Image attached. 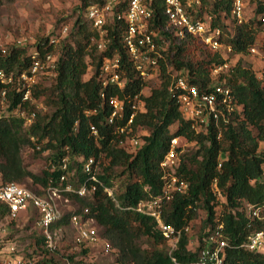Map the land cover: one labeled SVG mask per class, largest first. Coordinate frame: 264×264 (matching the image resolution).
Wrapping results in <instances>:
<instances>
[{
  "label": "trees",
  "instance_id": "trees-1",
  "mask_svg": "<svg viewBox=\"0 0 264 264\" xmlns=\"http://www.w3.org/2000/svg\"><path fill=\"white\" fill-rule=\"evenodd\" d=\"M92 1L82 0V9L70 26L60 25L67 26L60 43L39 37L30 50L13 43L0 46V180L22 185L29 178L40 186L41 190H34L39 193L49 183L58 185L62 173L63 184H84L83 196L63 193L81 208L63 213L51 231L69 224L72 214H83L93 219L109 244L132 264H194L200 250L213 243L208 237L219 224L225 240L221 264H264L263 251L243 246L249 234L264 229V221L246 214L249 205L255 206L264 198V149L260 148L264 144V64L259 75L241 60L229 74L213 73L227 63L225 52L243 55L264 38V0H251L255 18L240 23L231 16L232 0L209 1L206 10L213 17L211 24L221 28L217 39L225 45L223 49H212L193 35L177 38L164 28L166 18L156 10L150 29L157 31V51L149 53L155 67L147 63L145 75L123 45V22L108 25L110 41L105 49H97L95 29L82 16ZM33 51L42 60L46 53L54 56L47 86L37 80L27 88L20 79L32 64ZM113 56L123 84L103 88L99 71L103 60ZM152 72L158 81L145 94L143 88ZM180 75L200 92L216 94V117L209 115L206 124L196 125L182 115V90L175 85V77ZM216 86L227 89L229 95L215 91ZM26 90L29 98L23 97ZM46 95L45 104L52 106L48 112L38 106ZM111 97L123 102V111L110 122ZM137 129L143 133L136 134ZM132 138L139 143L129 152L122 143ZM173 138L193 143L195 149L184 151L179 144L174 145L175 163L163 169L161 162L172 148ZM44 140L43 148L51 149L50 168L36 175L23 164L21 150L26 146L39 148L35 143ZM91 157L93 162L85 170L83 165ZM116 168H121V176L128 181L114 190ZM167 172L186 184L171 190L168 200L164 195ZM155 200L160 207L152 209L159 210L162 222L173 227L171 237H166L155 218L145 212L147 204ZM199 211L204 216L190 248L186 232ZM7 215V206L0 202V217ZM140 236L156 246L142 250L135 243ZM173 236H177L174 247ZM35 244L47 250L41 233ZM69 259L71 264H93L72 256ZM30 264L59 263L42 257Z\"/></svg>",
  "mask_w": 264,
  "mask_h": 264
},
{
  "label": "built area",
  "instance_id": "built-area-1",
  "mask_svg": "<svg viewBox=\"0 0 264 264\" xmlns=\"http://www.w3.org/2000/svg\"><path fill=\"white\" fill-rule=\"evenodd\" d=\"M210 0H93L86 4L82 10V16L88 19L92 27L95 29V45L99 51L106 48L110 41L108 35V25L113 22H123L125 28L121 32V40L126 48L127 53L135 62L137 69L141 70L143 75L146 64L155 67V60L149 57V53L156 50L154 37L157 31L150 29V24L154 19L156 10L159 11L165 18L166 24L164 28L168 29L177 38H182L186 35L198 37L202 42L212 49H223L225 45L218 41V36L221 33V28L218 24L212 25V15L206 10V5ZM159 8V10L157 9ZM230 13L236 23H240L244 18V0H232ZM64 35L67 32V26L61 28ZM16 45V44H15ZM254 46L249 49L253 51ZM32 64L27 72L20 74L23 86L29 88L38 78L39 70L46 67L50 71L53 67L54 56L45 54L42 60L38 52L33 51L31 54ZM225 65V64H224ZM223 65V66H224ZM221 66V67H223ZM218 67L214 71L220 69ZM0 76L3 72L0 70ZM9 79L11 77H8ZM98 78L102 79L103 88L109 86L121 87L123 82L119 78L118 60L116 56L105 58L103 60ZM175 85L182 90L179 96V109L185 117L191 118L196 125L206 124L209 115H215V97L214 92H200L194 84H189L186 78L182 75L175 77ZM215 91L228 96V90L220 86H216ZM104 93L101 92L103 97ZM24 98H29V92L26 90L23 94ZM108 104L112 108L111 115L108 121H112L114 116H121L123 111V102L116 97H111ZM94 133L96 130L91 127ZM178 138L171 140L172 148L164 156L161 162L163 169L172 168L175 163L176 153L173 146L176 145ZM131 142L137 146L139 140L132 138ZM38 148V146H37ZM92 157L87 159L83 168L89 170ZM62 168H66V162L61 164ZM93 177V176H92ZM94 178V177H93ZM164 178L169 179L166 184L164 195L166 200L171 196V190L184 188L186 184L182 180H178L172 172H167ZM65 179L64 174L59 175L58 185L49 183L42 193L36 192L16 182H2L0 180V202L4 203L8 208V218H15L19 213L26 212L29 206L36 209L38 214L36 223L40 233L44 236L45 247L52 251L54 246V231H51V225L61 218L63 212L57 205V199L64 192L75 193L83 196L86 193L84 184L79 187H74L69 183L63 184ZM178 183V184H177ZM160 207L158 200L147 204V211L153 216L166 237L174 235V229L171 225L165 224L160 218V211L152 209ZM138 210L142 211L140 207ZM87 209H84L86 212ZM246 214L251 219L264 221V198L253 206L249 205L246 209ZM70 223L75 228L74 241L76 244H91L98 239V232L95 226L89 222H94L92 218H88L83 214H72L69 218ZM216 226L209 235V242H213L210 247H204L200 250L198 259L194 264H221V249L225 245V240L221 239L220 231ZM177 236H173L172 247L175 245ZM105 249L110 248L109 242H104ZM243 246L249 249H259L264 252V229H259L248 235ZM1 253H5L4 261L8 264H30L33 259L26 258L22 254H18L13 243H6L1 247ZM65 264H70L66 262Z\"/></svg>",
  "mask_w": 264,
  "mask_h": 264
},
{
  "label": "rangeland",
  "instance_id": "rangeland-1",
  "mask_svg": "<svg viewBox=\"0 0 264 264\" xmlns=\"http://www.w3.org/2000/svg\"><path fill=\"white\" fill-rule=\"evenodd\" d=\"M82 0H0V46L13 43L16 45L25 46L27 50L33 48V44L37 38L49 37L56 43L62 40L64 36L61 32L60 25L66 23L70 26L71 22L76 18V14L82 8L80 5ZM255 5L251 0H244V18L252 20L254 15ZM228 21V20H226ZM60 41V42H61ZM59 42V43H60ZM223 51V50H222ZM227 63L213 73L229 74L232 66L241 60L242 64L250 67L257 75L261 71L264 64V38L254 46L253 51H248L243 55H230L225 52ZM37 76L43 85L49 84V75L51 72L43 67L39 70ZM90 72L84 76L88 78ZM42 76H47L42 77ZM147 87L143 88V93L147 94L149 88L157 84V78L154 72L149 74ZM47 101V95L41 99L38 106H42V111L51 110L52 106ZM141 129L136 130V134H142ZM184 151L195 149L193 143H185L184 139L176 141ZM39 148L34 146H26L21 150V156L25 167L36 175H42L44 170L50 168V153L51 149L43 148L45 140L41 143H35ZM122 145L126 150L133 151L136 146L127 139ZM260 148L264 149V144H260ZM105 161V160H104ZM121 168H116L115 180L112 181L113 189L117 190L128 179L125 175L120 174ZM22 184L31 190H41L38 184H35L29 178L25 179ZM57 205L63 213L74 210H80L81 206L72 198L65 195H60L57 199ZM204 216L203 211H199L197 217L190 222L187 230L189 237V247L195 245V236L199 228V222ZM37 212L32 206H29L26 212L19 213L15 218L0 217V250L6 243H13L18 254L24 255L26 258L38 260L42 257H51L59 264H65L73 260H83L93 264H132L128 262L126 257H122L119 251L111 246L105 249L104 242H109L104 237L102 229L94 222H89L95 226L98 232V239L91 244H76L74 236L75 228L71 223L66 224L54 230V246L52 251L45 250L42 246L36 245L35 240L39 238L40 230L36 223ZM136 245L142 250H151L156 244L146 236H140L136 240ZM166 247V244H163ZM5 253L0 252V262L6 263L3 259Z\"/></svg>",
  "mask_w": 264,
  "mask_h": 264
}]
</instances>
